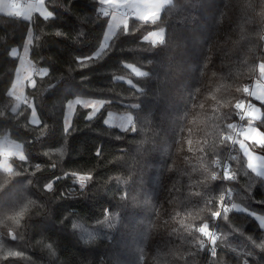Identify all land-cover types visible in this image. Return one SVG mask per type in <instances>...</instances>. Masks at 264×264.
<instances>
[{
  "label": "trees",
  "instance_id": "16d2710c",
  "mask_svg": "<svg viewBox=\"0 0 264 264\" xmlns=\"http://www.w3.org/2000/svg\"><path fill=\"white\" fill-rule=\"evenodd\" d=\"M45 4L52 18L0 13V136L26 153L0 169V264H264L253 215H222L215 254L197 232L227 187L214 162L229 157L234 104L264 63V0H171L155 21L129 18L98 58L110 22L101 1ZM31 29L30 58L45 70L26 87L39 125L30 105L12 111L10 94L20 61L11 53ZM157 30L162 43L147 39ZM76 97L107 103L91 120L78 108L66 130ZM110 111L134 122L108 127ZM251 147L264 157V145ZM231 165L234 201L264 217V178L243 153ZM73 174L92 178L81 187Z\"/></svg>",
  "mask_w": 264,
  "mask_h": 264
},
{
  "label": "rangeland",
  "instance_id": "374dc122",
  "mask_svg": "<svg viewBox=\"0 0 264 264\" xmlns=\"http://www.w3.org/2000/svg\"><path fill=\"white\" fill-rule=\"evenodd\" d=\"M31 1H36V0H22V2H20V3H11L10 1L8 3V0H2V3L5 6L13 5V6L22 7L23 5L28 4L27 5L28 7H33V3H31ZM45 1L46 0H39L37 3V9H38V12L44 18L49 19V18H52L53 13L49 12V10L46 7ZM24 2H26V3L24 4ZM128 17H130V16H128ZM124 22H126V20ZM108 26L109 27H108L107 32H106V34L102 40L103 43H102L100 49L101 48L104 49L109 44L112 36L114 35V33L116 31L115 26H113L112 23H109ZM160 31H163V34H162V39H163L164 30H157L155 33L160 32ZM32 41H33V30L31 29L28 36H27V39L25 41V45L23 47V50L20 51L18 48H14L12 50L11 54L13 56H18V58H20V61H19V66H18L17 71H16V73H17L16 78H15L14 83H13L11 90H10V94L15 98V105H14L12 111H17L25 103L30 105V107L32 108V113H31V117H30L31 123L33 125H39L40 124V117L38 116V113H37V110L35 107V103H33L31 100H29L27 98V94H26L27 88L26 87L27 86H31V87L34 86L36 77L39 75H44L45 70H40L39 74L35 73L36 67L34 66V64L30 58L31 45L33 44ZM100 49L98 51H100ZM259 66L260 67L258 70V74L253 80L254 85L252 87V93H251V96L254 97V101H253V98H251V108L248 109V111H249L248 117L250 120H252V123L250 124L251 127H250V130L248 131L249 133L248 134L246 133L241 138V140H240L241 142H239V145L237 147V152H238V156L240 157V155L242 153L241 149H240V145H241L242 141L244 143L246 141V146H245L246 151L244 152V155L246 156L248 166H249V168H251L252 171H254L259 176H262L264 178V157L262 155L258 154L257 152H255L251 147V145L253 143H256L257 145H264V133L254 124V122L256 120H259V118L261 117V114H262V111L260 109L258 102H260V103L264 102V63L262 62ZM132 67L136 73L137 72H143L144 73V70L142 71V70H140L134 66H132ZM124 80L127 81V84L128 83L132 84L129 79L128 80L123 79V81ZM84 99H90V98L76 97V98L70 99L68 104L66 105V110H65V114H64V117H65L64 127L66 130L70 129V126L72 125L73 119L75 117L74 114L76 113L78 108L85 109L86 107L91 106L93 111H96V108H98V111H96L95 115L93 116V118H94L103 109V107L107 103L106 101L101 100V99H99V100L91 99L92 101H90L89 104H86L83 107L77 106V104L82 103ZM100 102L102 103V106H101ZM87 110H88V114L92 113L91 109H87ZM109 114H111V116H110L111 120L109 121V124H106V123L105 124H106V126L111 127V128L116 127L118 129H121V130H126L134 122V115H132L131 113H118L115 111L114 112L110 111L106 115L107 118H108ZM246 135H247V137H249V135H251L249 140H244ZM227 141H228V139H227ZM229 147H230V142H229ZM229 147H228V155H229ZM11 157H17L19 159H25L26 158V153H25V150H24L22 144L18 141H15L12 139L10 140L9 138L0 136V169L5 170L4 167H2V166L5 164V162H7L8 167L12 170V165L10 163ZM230 159L231 160L232 159L237 160V159H234L233 157H231ZM231 160H230V163H231ZM230 174L233 176V178L230 179L229 181L233 180L234 176H235V174L232 171V165L230 168ZM229 181L225 182L227 187L223 191V193L227 190V188L232 189L230 186H228ZM219 202L221 204L220 199H219ZM233 210H240V211L248 213L251 216L253 215L256 218V220L258 221L260 227L262 229H264V217L263 216L257 215L255 213L247 212L238 203H236ZM233 210H231V211H233ZM219 211H220V207H219L218 211L213 214V216H212L213 218L211 220H207L210 222H213L215 219L218 220L217 224L212 225L210 227L211 229H215L218 232V235H216L213 239L214 246H216V242L220 236V231H219L220 219L222 218L223 214L229 212V211H226V212L223 211L221 214H219ZM215 215H219L220 217L217 219L215 217ZM204 223H206V222H204ZM204 223H202L197 228V232H199V234H200L199 240L203 237V232H207L210 229V228H207V229H202V231H199V228H201ZM216 248H217V246H216ZM213 254H215V250L213 251Z\"/></svg>",
  "mask_w": 264,
  "mask_h": 264
},
{
  "label": "built area",
  "instance_id": "2783aa9c",
  "mask_svg": "<svg viewBox=\"0 0 264 264\" xmlns=\"http://www.w3.org/2000/svg\"><path fill=\"white\" fill-rule=\"evenodd\" d=\"M11 3H20L22 0H9ZM123 15H128L130 17H133L136 15V12L134 10H131L129 8L123 9L122 11H119ZM264 36V33H263ZM41 68H36L35 73L39 74V71ZM251 84H249L245 89V94L247 96V99H240L238 100L235 105L234 109L236 112V120L234 121L233 125L231 126V131L225 135V138L228 139L230 142L229 147V157L226 158H217L214 162V178L218 180H222L223 182L229 181L233 178V176L230 174V158L233 157L234 159H238V152L237 147L239 145V142H241V138L247 133L249 130L250 122L248 117V109L251 108ZM220 211L219 214H221L223 211H231L234 209L237 201H234V194L233 190L230 188H227V190L221 195L220 197ZM215 217L218 219L220 216L215 215ZM218 223V220H214L213 222L207 221L203 224L201 228H199V231H202V229L210 228L212 225H215ZM218 235V232L215 229H209L207 232H203V237L199 240V246L201 249L206 250L209 253L213 254V251L216 252V246L213 244L214 237Z\"/></svg>",
  "mask_w": 264,
  "mask_h": 264
},
{
  "label": "crops",
  "instance_id": "0c3cea01",
  "mask_svg": "<svg viewBox=\"0 0 264 264\" xmlns=\"http://www.w3.org/2000/svg\"><path fill=\"white\" fill-rule=\"evenodd\" d=\"M38 1L39 0L31 1V3H33V7H28L27 6L28 4L20 7V6H13V5L5 6L2 3V0H0V13L4 15L8 14V15H13V16H18L21 18L23 17L26 19H31L38 12V9H37ZM100 1H101V11H103L104 14L110 16L109 23H112L113 26H115V30H117L119 27L123 25H126L127 20L131 18V17H128V15L125 16L119 12V11H122L123 9L129 8L131 10H134L136 12L135 18L138 20L142 19L146 21H155L161 15L163 8L171 3V0H100ZM8 3H9V0H8ZM25 3L26 2H24V4ZM125 20L126 22H124ZM162 34H163V31H160L157 33L154 32L148 35L147 39L152 40L153 42H157L161 39ZM253 85H254V81L251 83V89ZM252 98L254 101V97ZM249 122L251 124L252 120L249 119ZM248 131H247V134L249 133ZM250 137L251 135H249V137H247L246 135L244 140H249ZM245 146H246V141L245 143L242 141L240 145V149L243 155H244V152L246 151Z\"/></svg>",
  "mask_w": 264,
  "mask_h": 264
},
{
  "label": "snow or ice",
  "instance_id": "6c2138e0",
  "mask_svg": "<svg viewBox=\"0 0 264 264\" xmlns=\"http://www.w3.org/2000/svg\"><path fill=\"white\" fill-rule=\"evenodd\" d=\"M98 2H99V0H98ZM58 34H59V33H58ZM159 42H160V43L163 42L162 37H161V39L159 40ZM102 51H103V49L101 48V49H100V52H96L94 58H98V57L100 56V54H101ZM84 59H86V58H78V62H80V61H82V60H84ZM136 75H137V76H143V75H145V73H143V72H137ZM116 80H117V81H120V80H123V79L120 78V77H116ZM124 81H125V80H124ZM125 82L127 83V81H125ZM90 101H92V100H91V99H84L83 102H82V103H78L77 106H81V107H83L84 105L89 104ZM109 103H110V102H109ZM100 104H101V106H102V103H101V102H100ZM85 109H91V110H92V107L89 106V107H86ZM96 111H98V108H96ZM96 111H93V110H92V113H91V114H87V115H86V119L91 120V119L93 118V116L95 115ZM110 116H111V114H109L108 118L105 120V123H106V124H109V121L111 120V119H110ZM2 167H4V169H5L6 171L11 172V169L8 167L7 162H5V164H4ZM73 175H74V177L78 178V183H79V185H80L81 187L85 186V185H86V182L92 178L90 175H85V174H73ZM51 188H52V185L49 184V185L47 186V189H46V190H49V191H50ZM106 214H107V213H106ZM23 215H24V213L21 212V213H20V217L22 218ZM13 255H18V253L9 254L8 256H5L4 258H5V259H8V258H10V257L13 256Z\"/></svg>",
  "mask_w": 264,
  "mask_h": 264
}]
</instances>
